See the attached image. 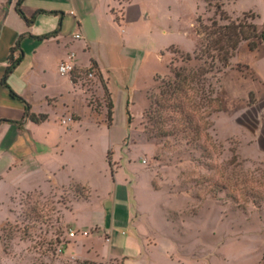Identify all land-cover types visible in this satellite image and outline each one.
Returning a JSON list of instances; mask_svg holds the SVG:
<instances>
[{
    "label": "rangeland",
    "instance_id": "obj_1",
    "mask_svg": "<svg viewBox=\"0 0 264 264\" xmlns=\"http://www.w3.org/2000/svg\"><path fill=\"white\" fill-rule=\"evenodd\" d=\"M234 1L149 0L150 14L122 25L112 50L93 37L115 103L111 127L101 124V83L85 70L75 74L89 108L79 94L65 95L55 107H47L42 90L34 94L35 108L49 115L42 136L50 129L57 141L42 168L14 171L12 186L40 184L61 151L74 184L19 191L11 200L9 187L0 185V264H125L118 260L125 256L133 264H264V97L251 91V72L239 65H261L264 55L242 43L227 67L216 61L209 72L200 50L201 26L213 18L226 24L215 13L218 3L234 21L255 13L259 19L249 21L264 30V0ZM78 59L88 65L87 56ZM201 68L222 107L209 118V130L184 132V123L168 112L160 124L157 107L147 115L173 70ZM47 77L54 94L64 76L52 70ZM63 105L80 117L71 133L61 124L68 117ZM89 246L100 257L111 248L118 259L87 257Z\"/></svg>",
    "mask_w": 264,
    "mask_h": 264
},
{
    "label": "crops",
    "instance_id": "obj_2",
    "mask_svg": "<svg viewBox=\"0 0 264 264\" xmlns=\"http://www.w3.org/2000/svg\"><path fill=\"white\" fill-rule=\"evenodd\" d=\"M239 1L241 0L234 1L233 5L236 6ZM148 3L149 0H143L142 3L138 0H0V185L2 184L4 188L9 187L7 195L10 200L19 191L48 192L53 188H64L74 184L72 171L64 157V151H61L60 156L55 154L54 160L50 161L51 166L43 172L44 177L40 184L30 189H24L18 183L12 186L11 178L14 171L31 167L42 168L41 163L44 159L49 158V154H53V146L57 139L51 134L50 129H46L47 133L42 136L44 130L42 128L47 125L49 115L47 121L40 124L30 121L26 117L24 104L13 97L3 84L11 49L19 42L20 50L16 51L14 56L17 57L22 51L24 58L9 76L7 84L31 106L32 113L45 114L35 108L32 100L34 94L41 90L46 95L47 107H55L65 95L76 94L81 95L87 104L88 100L82 87L79 83L72 82L71 74L61 75L64 76L63 85L57 86L56 92L50 94L53 86L47 77L49 72L59 71V65L68 61V56L73 53L77 70H86L90 67L91 61H95L109 89L104 60L94 53L91 46L93 37L101 41L107 49L112 50L114 33L122 25H132L145 15H149ZM17 6L30 22L19 15ZM126 15L128 20L125 18ZM256 17L257 21L259 16L256 15ZM56 30L59 33L47 40L40 41L35 38ZM76 35H80V38H76ZM247 47L250 53L264 55V44H260L255 51H251L248 44ZM108 54L106 53L109 57ZM78 56L83 58L87 56L88 65L80 64ZM258 64L253 61L239 65L247 67L251 72L250 79L246 81L251 84V91L257 98L262 99L264 97L262 96L264 94V61L261 65ZM109 91L114 103L112 92L110 89ZM50 101H53V104H50ZM63 106L66 108L68 117H63L61 124L66 127L67 132L71 133V126L78 125L80 117L70 106ZM87 107L89 108L88 104ZM262 113L264 117V107ZM40 144L48 147L49 150L41 151ZM12 187L14 190H11ZM64 222L66 226V216ZM98 231L100 229H95V232ZM94 234L91 232V235ZM72 244H76V241L69 244L68 250ZM126 246L132 247L131 244ZM111 251L110 248L107 257H100L94 248L89 246L86 256L92 257L95 254L102 259H118L112 255ZM118 260L124 261L125 264H133L132 257L125 256Z\"/></svg>",
    "mask_w": 264,
    "mask_h": 264
},
{
    "label": "trees",
    "instance_id": "obj_3",
    "mask_svg": "<svg viewBox=\"0 0 264 264\" xmlns=\"http://www.w3.org/2000/svg\"><path fill=\"white\" fill-rule=\"evenodd\" d=\"M215 8V13H218L220 21H225L226 24H221L217 18H213L209 20L210 25L201 26L200 30V34L203 37V44L200 50L210 60L211 70L209 72H212L215 68L214 64L216 61L227 67L242 43H247L251 51L257 50L260 44H264V30L260 32L255 22L249 21V19L254 21L257 18L254 14H252V17L244 13L241 19L239 18L234 21L227 13L222 11V4H216ZM17 11L23 19L30 22L19 6H17ZM58 33L59 31L56 30L35 38L40 41L47 40L56 36ZM18 50H20L19 42L11 49L9 66L5 72L3 84L13 97L19 99L24 104L26 117L33 123L40 124L47 121L48 115L32 113L31 106L11 90L7 84L9 76L22 63L24 58L22 51H20L17 57L14 56ZM75 72L71 74V80L74 84H77L78 81ZM85 73L89 78L91 75L97 77L101 83L104 91V107L106 108L105 124L111 127L114 122V103L107 82L103 78L95 61H91V65L85 70ZM206 74L207 72L204 68L188 72L183 69L173 70V80L162 83L159 100H155L151 104L147 115L151 117L154 108L157 107L156 113L160 119V124L164 123V112H168L178 116L180 121L184 123V132L190 130L194 131L195 135H200L201 132L209 130L213 125L209 121V118L215 112L222 111V107L220 106L218 98L214 97L216 93L215 88L211 83H208L207 77H204ZM127 115L130 124L129 110L127 111ZM107 159H109L108 156ZM109 165L111 166L110 159Z\"/></svg>",
    "mask_w": 264,
    "mask_h": 264
},
{
    "label": "built area",
    "instance_id": "obj_4",
    "mask_svg": "<svg viewBox=\"0 0 264 264\" xmlns=\"http://www.w3.org/2000/svg\"><path fill=\"white\" fill-rule=\"evenodd\" d=\"M76 38H80V35H76ZM74 58L75 55L73 53H71L68 56V61H64L59 65V73L61 75H67V74H72L73 72H75L76 70V65L74 63ZM93 76V75H91ZM90 76V78H91ZM87 232H84L83 235H87ZM71 237H74L76 235L75 231H71L69 234Z\"/></svg>",
    "mask_w": 264,
    "mask_h": 264
}]
</instances>
